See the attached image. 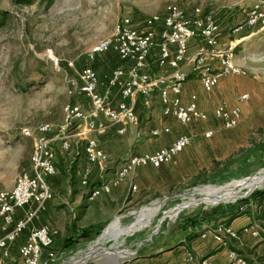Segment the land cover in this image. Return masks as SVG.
<instances>
[{
    "label": "rangeland",
    "instance_id": "374dc122",
    "mask_svg": "<svg viewBox=\"0 0 264 264\" xmlns=\"http://www.w3.org/2000/svg\"><path fill=\"white\" fill-rule=\"evenodd\" d=\"M174 1L35 0L23 6L0 0V13L4 14L0 17V192L11 190L16 177L30 168L34 141L22 137L21 130L34 132L43 123L57 127L67 103L83 104L67 93L87 65V50L109 37L123 17L140 24L149 16L164 13ZM181 1L186 10L200 7L215 18L226 40L223 47L237 41L235 63L244 75L227 77V87L232 90L227 101L230 104L248 94L249 115L264 123V30L232 33L243 24L254 0ZM227 133L232 141L228 145L216 144L213 136L204 138L145 175L150 185L129 195L114 219L86 233V240L65 260L72 257L69 264H112L109 257L113 253L119 264H132L147 247L168 244L189 227L208 231L207 219L213 214L234 210L243 201L259 197L264 184L252 188L248 184L264 178V132L242 138L235 128ZM78 148L73 145L72 153L65 154L72 157ZM115 160L109 159L105 168H119L124 162ZM260 203L259 212L264 215V196ZM139 210L144 211L131 223L129 234L118 241L119 246L105 235L117 219L125 224ZM263 221L255 227L264 228ZM57 264L66 262L61 259Z\"/></svg>",
    "mask_w": 264,
    "mask_h": 264
},
{
    "label": "built area",
    "instance_id": "2783aa9c",
    "mask_svg": "<svg viewBox=\"0 0 264 264\" xmlns=\"http://www.w3.org/2000/svg\"><path fill=\"white\" fill-rule=\"evenodd\" d=\"M242 30H264V0H254L243 24L232 33ZM219 32V25L211 14L204 13L200 7L186 10L182 1L176 0L164 13L149 16L140 24L123 17L116 22L109 37L95 42L87 50L84 55L87 65L80 70L76 86L67 93L69 98L78 99L83 104L67 103L63 108V120L57 127L43 123L34 132L29 128L21 130L22 137L33 139L34 149L29 170L16 177L11 190L0 192V260L9 258V246L44 210L46 203L53 199L50 180L57 175V149L67 153L76 141L84 143V159L90 167L81 171L79 185L87 187L93 173L92 167L96 166L102 171L109 160L96 137L109 131L123 135L130 126L136 125V100L139 97L155 95L162 115L183 126L208 120L209 115L199 110L195 94L186 102L183 101V86L188 80V73H194L204 93L213 92L223 78L244 75V71L235 63L234 48L237 41L223 47ZM193 41H200L202 46L190 51L189 45ZM154 47L158 49L156 71L169 68L166 75L155 77L149 70V58ZM110 53L116 56L120 65L110 71L104 82L105 92L101 93L100 79L93 65ZM68 67H72V64L68 63ZM120 80H123L122 88L115 104H111L109 93ZM248 99V94H243L239 96L238 102ZM212 116L224 130L236 128L242 118L240 107L227 102H221ZM158 134V131L151 132L152 136ZM212 136V130L203 133L206 139ZM193 142L192 136L180 135L168 147L154 153L130 156L118 168L115 178L93 189L89 199L108 194L111 188L137 169H158L171 162ZM28 205H33L32 212L17 219L16 211ZM55 235L56 232L47 225L31 229L18 246L17 264H54L57 257L49 249ZM212 235L223 247L226 243L222 235L236 240H240V235L247 236L261 240L264 246L261 231L254 226L245 227L239 233L227 228ZM226 259V264H249L231 250H228ZM182 260L187 264H212L208 260L197 259L187 249L183 250Z\"/></svg>",
    "mask_w": 264,
    "mask_h": 264
},
{
    "label": "crops",
    "instance_id": "0c3cea01",
    "mask_svg": "<svg viewBox=\"0 0 264 264\" xmlns=\"http://www.w3.org/2000/svg\"><path fill=\"white\" fill-rule=\"evenodd\" d=\"M219 33L223 44L226 41L225 37H223V33ZM198 46H202V43L200 41H193L189 45V50L194 51ZM171 50L174 49L171 48ZM157 52L158 49L154 47L149 58V70L155 77L166 75L170 71L169 68L156 71ZM119 65L113 53L98 59L97 63L93 65L100 79L99 89L101 93L105 92L104 82L106 77L114 67ZM228 83L227 78L221 79L213 92L204 93L198 79L191 71L188 73V80L183 86V101L186 102L192 94H195L197 96V106L199 110L209 115L207 121L199 122L192 126H183L176 120L166 118L162 115L161 106L155 95L149 98L139 97L136 100V114L138 122L141 124L138 127L135 125L130 126L123 135H117L115 131H109L106 134L99 135L96 137L98 144L108 154L109 159L115 158L120 161H125L133 155L151 154L157 150L168 147L174 139L180 135L192 136L194 142L187 149L194 148L196 143L199 144L204 140L203 133L207 130L213 131L216 144L225 145L227 143L228 145L232 141L229 139L230 134L227 132L231 130L222 129L217 125L212 116L214 109L221 102L229 103L227 100L231 99L229 92H232V90L228 89ZM122 85L123 80H120L109 93L111 104H115ZM238 98L239 96L235 101L231 100L230 104L240 107L242 118L238 127L235 128V132L242 138L243 136H247V134L257 132L258 129H262L261 127L264 126V123H260L259 120L250 116V104L247 103V101L245 103L238 102ZM153 131H158V136H152L151 132ZM226 137L227 140L225 139ZM73 145H76L77 148L79 147V150H76L74 153L77 163L73 180L70 177L61 176V173L65 171L66 163L71 160L72 157L70 154H65L57 149V175L50 180V189L53 199L46 203L44 210L35 216L26 230L9 246V258L0 260V264H17L18 246L25 240L31 229L38 228L42 225H47L56 232L53 238V248L57 257L54 264L61 262V259L66 262V264H69L72 257L68 260H65L67 259L65 257L70 254L76 246L79 248L78 245H80L81 241L86 240L85 234L114 219L115 214L117 215L120 208L123 207V203L129 195L134 196L137 190L145 189V187L150 185V181H146L144 176L157 170L151 167L137 169L127 179L111 188L108 194H102L94 200H90L89 198L93 191L91 187L93 185L101 186L105 182L111 180V177H115L116 175L113 170L117 172L118 168H113L112 166L101 171L98 170L96 166L92 167L93 173L89 186L81 187L79 185L81 171L90 166L84 159V143L76 141L71 147H73ZM70 152L72 153V150ZM163 166L164 165L160 168ZM133 188L135 189L133 190ZM259 208L253 207L251 215L245 214L234 219L228 228L239 233L245 227H255V225L261 224V222L253 217L255 212H257L258 215L261 214ZM32 210L33 205H28L22 210L16 211L15 217L17 219L23 218L26 214L32 212ZM143 211L144 210H139L131 214L130 216L134 218L125 224L121 223V219H117L109 226L105 235L113 237V241L117 242V246H119L118 241L129 234L131 223L135 221ZM223 215V211L213 214L207 219V224L210 227L218 225L225 220L222 218ZM210 227L208 231L200 228H193V230H191L189 227L187 229L188 231L185 230L186 232H182V235L177 238L174 237L168 244L158 242L156 245H151V247H147L146 250H144L141 257L135 258L136 262L134 261L132 264H187L183 263L182 260L183 250L185 249L191 251L199 260L205 259L212 264H226V255L230 249L226 246L223 247L215 241L212 233L216 234L219 230H211ZM202 235H205V237H202ZM234 246L239 253H242L245 259L248 258L253 260V258L257 256L262 257L264 261V246L261 244V240H255L240 235V240H238Z\"/></svg>",
    "mask_w": 264,
    "mask_h": 264
},
{
    "label": "trees",
    "instance_id": "16d2710c",
    "mask_svg": "<svg viewBox=\"0 0 264 264\" xmlns=\"http://www.w3.org/2000/svg\"><path fill=\"white\" fill-rule=\"evenodd\" d=\"M34 1L35 0H11V2L13 4H15V5H23V6L31 5ZM3 16H4V14L3 13H0V17H2V19H3ZM262 132H264L263 129H258V131H257V133H260V134ZM76 163H77V159L75 158V156H72L71 160H69L66 163V165H65L66 166L65 171H63L61 173V176L63 175L65 177H70L73 180V176L75 175ZM98 187H99V185H93L91 188L94 189V188H98ZM262 196H264V193H261V195L259 197L251 198V199H247V200L243 201L240 204V207L234 208V210L223 211L224 212V215L222 216V218H224L225 220L222 221V222H220L216 226L210 227V229L211 230H217V229L218 230H225V229H227L229 227L230 223L234 219H236V218H238L240 216H243L245 214L251 215L252 210H253V207L259 208L260 206H262L261 203H260V199H261ZM261 202H262V200H261ZM253 217L257 221H259V222H262L264 220V215H262V214L261 215H258L257 212H255L253 214ZM218 218H219V216H218ZM218 218H216V219H218ZM258 226H259V224H258ZM258 226H256V227L260 229L261 235L264 238V228L263 227H258ZM222 238H223V241L226 243V247L227 248H229L231 251L236 252L239 256H241L243 259H245L242 256V253L241 252L239 253V251H237V249L234 246L235 243L238 242V240L232 239V238L227 237L225 235H222ZM49 250L52 251L53 253H55L53 246ZM245 260L249 264H264V261H263V258L262 257L255 256L253 258V260L248 259V258H246Z\"/></svg>",
    "mask_w": 264,
    "mask_h": 264
},
{
    "label": "bare ground",
    "instance_id": "6f19581e",
    "mask_svg": "<svg viewBox=\"0 0 264 264\" xmlns=\"http://www.w3.org/2000/svg\"><path fill=\"white\" fill-rule=\"evenodd\" d=\"M251 181H253V180H251ZM264 184V178H257V179H254V181L253 182H251L250 184H248L249 186H251V188L253 187V186H256V185H263ZM250 188V189H251ZM192 195V194H191ZM108 254H110V253H108ZM107 254V255H108ZM112 254V255H111ZM110 255H111V257H114V255H113V253H111ZM111 257H109L110 258V260L112 259Z\"/></svg>",
    "mask_w": 264,
    "mask_h": 264
},
{
    "label": "water",
    "instance_id": "95a60500",
    "mask_svg": "<svg viewBox=\"0 0 264 264\" xmlns=\"http://www.w3.org/2000/svg\"><path fill=\"white\" fill-rule=\"evenodd\" d=\"M111 263H112V264H119V263H118V258L116 257V255H114V257H112V259H111Z\"/></svg>",
    "mask_w": 264,
    "mask_h": 264
}]
</instances>
